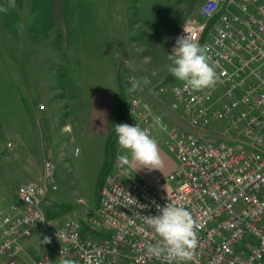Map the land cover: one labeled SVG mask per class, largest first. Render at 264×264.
<instances>
[{"label":"built area","instance_id":"1","mask_svg":"<svg viewBox=\"0 0 264 264\" xmlns=\"http://www.w3.org/2000/svg\"><path fill=\"white\" fill-rule=\"evenodd\" d=\"M185 30L207 47L218 82L201 91L163 84L154 93L173 94V108L183 109L189 126L212 133L171 126L150 101L132 96L126 104L130 124L165 141L176 167L163 181L149 183L130 165L120 166L123 150L116 141L97 209L85 219L74 213L51 221L42 203L48 188L57 190V168L45 159L43 187L24 183L17 191L23 206L0 208L6 264H17L23 241L41 235L58 245L31 264H129V258L162 264L147 253V244L159 237L145 217L159 215L157 205L168 203L183 206L196 221L198 244L189 264H264V0H206L199 19L185 24L177 38Z\"/></svg>","mask_w":264,"mask_h":264},{"label":"rangeland","instance_id":"2","mask_svg":"<svg viewBox=\"0 0 264 264\" xmlns=\"http://www.w3.org/2000/svg\"><path fill=\"white\" fill-rule=\"evenodd\" d=\"M205 1L15 0L10 7V0H0V7L7 8L0 11V208L23 206L17 191L24 183L43 187L44 161L51 159L57 190H46L42 207L46 213L61 205L72 207L51 221L74 213L85 219L97 209L102 169L86 131L96 100H105L116 114L119 81L126 104L142 94L127 91L132 79L148 86L146 79L154 89L181 83L169 80L168 56L184 25L199 19ZM156 97L173 108V94ZM177 111L183 113L182 108ZM66 122L72 135L62 130ZM157 141L161 169L131 164L153 178L166 174L176 159L165 141ZM44 239L33 236L23 243L40 258L58 245ZM6 261L0 256V264Z\"/></svg>","mask_w":264,"mask_h":264},{"label":"clouds","instance_id":"3","mask_svg":"<svg viewBox=\"0 0 264 264\" xmlns=\"http://www.w3.org/2000/svg\"><path fill=\"white\" fill-rule=\"evenodd\" d=\"M9 6L15 7V0H10ZM0 11L7 12V8L0 7ZM168 59L172 61L168 71L183 84L185 90L211 89L218 82V75L210 63L207 47L195 42L188 33L177 38ZM130 83L131 87L127 89L129 93L135 92L141 82L132 79ZM143 83L148 81L144 79ZM153 120L162 131H166L160 117L154 116ZM115 133L117 143L123 150V154L117 156L121 167L132 163L148 169L163 167L164 161L158 141L147 130L136 124L119 123L115 125ZM157 210L159 215L145 217L146 223L159 237L154 243L147 244V253L161 260L162 264H172L173 261H176V264H184L191 261L198 244L196 221L192 214L183 206L169 203L164 207L157 205ZM50 242V238L45 237L43 243ZM60 264H74V261L63 259Z\"/></svg>","mask_w":264,"mask_h":264},{"label":"crops","instance_id":"4","mask_svg":"<svg viewBox=\"0 0 264 264\" xmlns=\"http://www.w3.org/2000/svg\"><path fill=\"white\" fill-rule=\"evenodd\" d=\"M64 55H67V54H64ZM119 84H120V91H121V87L123 89V85L120 83V81H119ZM137 89H139L142 93L138 95L150 101L154 105L155 110L164 115L165 121L169 125L178 126L183 129H188L192 132H198L197 130L189 126L187 120L183 116V113L178 112L177 110L172 108V106L169 105V102L167 101V99L163 98L164 99L163 102L156 100L157 97L154 93V88L151 86L149 82H148V86L140 83V86ZM105 102L106 101L103 100L102 98L100 99V101L96 100L94 111L92 113V118H91L92 122L89 124L90 125L89 129H86L87 127L85 128L86 131L88 130L91 132L90 134L93 138L94 144L96 145V147L94 148L96 149V153H97L96 158H97L98 165H100V170L104 166L105 152H106L108 139L114 129V126L116 124V120L119 114V108H118V113L115 114L114 108L110 105L104 104ZM130 122H131V117L127 113L126 123L130 124ZM62 130L63 132L71 134V135L74 132V129L68 122H66L62 126ZM204 132L206 134L212 133L211 131H204ZM176 164H177V161L175 159L172 167L166 172V174H164L160 178H153V177L146 176L145 174L141 173L138 169L135 171V169L131 165L130 166L138 177L144 180H147L149 183H157L163 180L176 167ZM21 255L25 256V258H20L17 261V264H31L32 259H39L31 255V253L26 249V245H24V253Z\"/></svg>","mask_w":264,"mask_h":264},{"label":"trees","instance_id":"5","mask_svg":"<svg viewBox=\"0 0 264 264\" xmlns=\"http://www.w3.org/2000/svg\"><path fill=\"white\" fill-rule=\"evenodd\" d=\"M174 78L175 77L172 75V76L169 77V80H173ZM125 106H126V97H125V94H124L123 89L121 87V103H120V107H119V114H118V118L116 120V124L126 123L127 112H126V107ZM116 141H117V135L115 133V126H114V129H113L112 133L109 136L107 147H106L105 163H104V166H103V168L101 170L100 183L103 180V178L106 175V173L111 171V169L113 167V160H114V155H115V144H116ZM71 208L72 207L70 205H61L59 207V210L48 209V211L46 213L47 214V218H48V220H52L53 217H58L62 213H65V212L69 211Z\"/></svg>","mask_w":264,"mask_h":264},{"label":"bare ground","instance_id":"6","mask_svg":"<svg viewBox=\"0 0 264 264\" xmlns=\"http://www.w3.org/2000/svg\"><path fill=\"white\" fill-rule=\"evenodd\" d=\"M129 264H139V260L137 258H129Z\"/></svg>","mask_w":264,"mask_h":264}]
</instances>
